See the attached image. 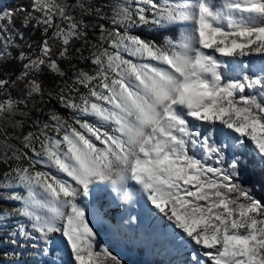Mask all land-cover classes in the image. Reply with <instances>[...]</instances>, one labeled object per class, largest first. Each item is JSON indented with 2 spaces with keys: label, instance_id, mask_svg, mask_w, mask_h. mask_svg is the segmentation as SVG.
<instances>
[{
  "label": "snow or ice",
  "instance_id": "snow-or-ice-1",
  "mask_svg": "<svg viewBox=\"0 0 264 264\" xmlns=\"http://www.w3.org/2000/svg\"><path fill=\"white\" fill-rule=\"evenodd\" d=\"M20 14L37 50L16 43ZM90 26L94 67L69 85L58 61ZM6 58L22 71L0 79L4 264H123L111 245L161 257L146 264H264V196L243 183L249 160L264 173V0H33L0 12ZM45 71L68 116L24 134Z\"/></svg>",
  "mask_w": 264,
  "mask_h": 264
},
{
  "label": "trees",
  "instance_id": "trees-1",
  "mask_svg": "<svg viewBox=\"0 0 264 264\" xmlns=\"http://www.w3.org/2000/svg\"><path fill=\"white\" fill-rule=\"evenodd\" d=\"M69 3H75V0H68ZM99 3H104V4H110L114 3L115 0H98ZM33 0H11L7 2H2L0 3V12L3 10H11V9H16V8H27L31 10ZM107 10V9H106ZM75 15H79V11L77 10ZM37 15H39L37 13ZM22 20H23V14L18 15L14 19V25L13 27L15 29H18L25 34V40L21 41L19 36L16 35V43L20 45H24V51H33L38 49L39 43L44 39L42 36V28H34V21L30 22L27 27H23L22 25ZM84 20L86 23H89L90 25H95L97 21H95L93 18L90 17H84ZM103 22V21H101ZM52 30H49V35H51ZM89 35L87 37L88 41L94 40L98 35H100L99 29L91 27L88 29ZM166 35L172 36L174 39L176 37V32L172 33H167ZM27 43H31L33 45L32 49H29L27 47ZM50 43H53L50 41ZM86 43H84L83 40H74L72 42V51H71V59L70 60H59L58 63L60 64V67L64 70L67 71L71 66H73V61H75V57L78 54L79 51H76V49H81ZM60 43L59 41H56L54 43V52L58 53L60 50ZM21 49L19 47H12L10 49V52L12 53L13 56L18 55L19 51ZM53 58H56L53 56ZM22 71V65L21 63L12 58H6L4 60H0V79H10V80H15L16 77L19 75V73ZM39 79L43 83L44 90L46 91H53L57 87V85H60L61 83V78L54 76L51 73H48L45 71L39 76ZM11 95L13 97H17L20 95L19 89L18 88H13L11 89ZM6 99V97L2 94H0V101ZM244 174H245V179L243 180V183L245 186L251 188L256 195L257 198H261L264 196V173L260 171L258 167H254L252 165L251 160H249L247 167L244 169ZM264 202V201H262ZM124 246H116V245H111L110 246V251L113 252L114 255L117 256L118 259H120L123 264H146L148 261L155 260L157 262L160 261L161 257H154L151 255H148L143 249L140 248H135L131 245L127 246V250L131 252L130 255L122 256L119 254V249Z\"/></svg>",
  "mask_w": 264,
  "mask_h": 264
},
{
  "label": "rangeland",
  "instance_id": "rangeland-1",
  "mask_svg": "<svg viewBox=\"0 0 264 264\" xmlns=\"http://www.w3.org/2000/svg\"><path fill=\"white\" fill-rule=\"evenodd\" d=\"M11 0H0V3L7 2ZM98 35L94 40L90 41V43H87L81 48L78 52V54L75 57V61H73V66H71L67 71V76L64 77V80L67 81L69 85L72 84V81L74 79L73 74L79 72L81 69L91 72L92 68L94 67L91 64L90 59L82 60L81 57H90L92 51L94 49L92 48V45L95 44L98 40ZM10 51V50H9ZM64 80L61 81L60 86H63ZM83 91V89H81ZM51 92V94H50ZM29 109L30 114L28 117V122L25 124V127L23 129L24 134H26L28 131H35L36 129L31 127V121L34 120H40L41 122H44L48 119V113L55 112L58 113L61 116L67 117L68 111L64 109L61 106V102L59 99V87H57L53 91H46L44 90L43 97L36 96L33 100L29 102ZM17 119H20V117H17ZM11 131V129H9ZM0 170H3V166L0 165ZM3 204V201H0V205ZM11 206V205H9ZM7 243V241H5ZM3 250H0V264H4L7 260L11 259V247L3 248V246H0ZM119 254L122 256L130 255L131 252L127 250L126 247H121L119 249Z\"/></svg>",
  "mask_w": 264,
  "mask_h": 264
},
{
  "label": "bare ground",
  "instance_id": "bare-ground-1",
  "mask_svg": "<svg viewBox=\"0 0 264 264\" xmlns=\"http://www.w3.org/2000/svg\"><path fill=\"white\" fill-rule=\"evenodd\" d=\"M115 211H116V210L113 211V214H115Z\"/></svg>",
  "mask_w": 264,
  "mask_h": 264
}]
</instances>
